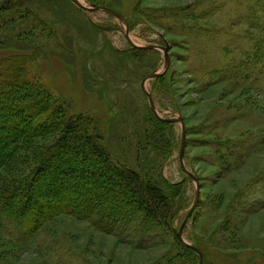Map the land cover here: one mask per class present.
Segmentation results:
<instances>
[{"label": "rangeland", "instance_id": "374dc122", "mask_svg": "<svg viewBox=\"0 0 264 264\" xmlns=\"http://www.w3.org/2000/svg\"><path fill=\"white\" fill-rule=\"evenodd\" d=\"M79 1L124 21L70 0H0V60L27 56L28 78L91 118L114 161L160 185L183 182L177 236L196 190L179 165L182 126L161 130L171 152L154 147L162 132L141 88L163 70L164 54L134 53L125 33L138 47H168V90L155 92L154 80L145 90L159 118L182 120L184 166L198 180L182 241L202 264H264V0ZM121 231L60 215L27 241L4 225L0 264H195L162 229Z\"/></svg>", "mask_w": 264, "mask_h": 264}, {"label": "trees", "instance_id": "16d2710c", "mask_svg": "<svg viewBox=\"0 0 264 264\" xmlns=\"http://www.w3.org/2000/svg\"><path fill=\"white\" fill-rule=\"evenodd\" d=\"M25 61L21 55L0 60V171L7 175L0 174V228L11 225L28 241L45 223L67 215L105 234L125 232L132 223L143 234L162 229L181 245L173 226L183 182L160 185L114 161L92 119L28 78ZM166 73L154 80L155 92L168 90ZM153 120L162 133L153 134L151 144L169 152L161 130L173 124ZM47 135L48 146L29 150ZM182 248L197 264L193 250Z\"/></svg>", "mask_w": 264, "mask_h": 264}, {"label": "water", "instance_id": "95a60500", "mask_svg": "<svg viewBox=\"0 0 264 264\" xmlns=\"http://www.w3.org/2000/svg\"><path fill=\"white\" fill-rule=\"evenodd\" d=\"M76 7H78L79 9L85 11V12H92V11H105L109 14H112L113 16H115L116 18L120 19V20H123V18L117 14L116 12H113V11H110L106 8H101V7H98V6H94V7H91V8H87L85 6H83L79 0H70ZM124 21V20H123ZM125 38L126 40L128 41V43L130 44V46H132L133 48H136V49H144V50H162L163 54H164V66H163V70L161 72H155V73H151V74H148L145 79L142 81L141 83V88L142 90L146 93V97L149 101V108H150V111L154 114V116L161 122H167V123H179L181 124L182 126V139H181V146H180V149H179V154H178V157H179V165H180V168L181 170L195 183V196H194V200H193V204L191 205L189 211L187 212L186 214V217L185 219L183 220L182 224L180 225L179 229H178V233H177V238L178 240L182 243V244H185L186 246H188L189 248H191L193 250V252L195 253L197 259H198V264H202V257H201V254L199 252V250H197L196 248H194L193 246H190L189 244L185 243L182 241V232H183V229L186 225V222L188 221V219L190 218L191 214L193 213V210L195 209V207L197 206V202H198V198H199V185H198V180L191 174L189 173L185 166H184V161H183V157H184V147H185V141H184V130H183V125H182V120L181 119H169V120H163L161 118H159L158 114L156 113L155 111V108H154V105H153V102H152V98L150 96V94L145 90V83L148 82V81H151V80H155L157 79L158 77H161L163 76L167 70H168V67H169V59H168V55H167V51L169 50L168 47H164V48H159V47H138V46H135L131 41L130 39L128 38V34L125 33Z\"/></svg>", "mask_w": 264, "mask_h": 264}, {"label": "bare ground", "instance_id": "6f19581e", "mask_svg": "<svg viewBox=\"0 0 264 264\" xmlns=\"http://www.w3.org/2000/svg\"><path fill=\"white\" fill-rule=\"evenodd\" d=\"M80 2V1H79Z\"/></svg>", "mask_w": 264, "mask_h": 264}]
</instances>
